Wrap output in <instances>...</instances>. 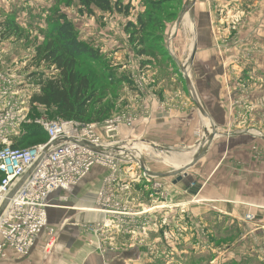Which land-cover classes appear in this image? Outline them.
Masks as SVG:
<instances>
[{
  "label": "rangeland",
  "instance_id": "rangeland-1",
  "mask_svg": "<svg viewBox=\"0 0 264 264\" xmlns=\"http://www.w3.org/2000/svg\"><path fill=\"white\" fill-rule=\"evenodd\" d=\"M123 1L125 5H131L128 16L95 10L94 16L87 17L79 14L78 3H70L68 0H0V73L16 79L18 84L23 83L24 91L19 92H27L29 104L26 100V105L30 106V119L36 116L49 121L62 120L57 107L32 104V98L41 94L37 79L32 78V74L45 73L49 76L54 72H48L45 65L38 67L30 61L35 56V46L44 40L38 29L47 28V11L55 7L62 10L71 20L79 32L80 39L89 47L100 50L103 56L101 67L94 66V70L98 72L105 71L106 80L96 82L98 97L102 102L96 101L91 105L88 117L101 115L109 107L108 114L101 122L123 114L136 116V113L139 116L138 124L133 127L121 126L118 136L110 139L108 143H125L122 147L128 146L127 153L134 159L141 155L142 162H139L143 164L142 155L145 149L139 151L136 145L144 147V144L132 143L126 138L146 126L149 122L146 120L150 117L152 120L155 112H166L168 105L178 103L181 106L184 101L198 102L196 91L200 98L206 93L203 84L207 76L202 73V65L215 60L222 78H213L208 84L214 86L218 83L224 87L227 91L225 99L231 100L237 106L239 116L243 113L240 123L230 122L226 131L219 132L217 129V136L227 139L239 131L252 136L255 142L261 140L263 145L259 151L263 150V154L259 152L257 156L264 163V0H196L194 7L185 11V17L175 36V25L182 16L183 9L193 0H169L157 11L141 0ZM10 14L15 15L21 25L25 34L23 39L5 38L1 35L2 24ZM138 14L145 15L146 20L150 15L158 18V26L151 25L149 28L150 32L152 31L151 36L161 39L160 42H154L158 57L153 59L152 64H147L151 61L149 56H139L138 49L129 42L126 28L130 23L137 22ZM199 36H206L211 40L210 43L212 42L206 53L199 50L202 49L197 43ZM119 51L122 54L115 57L113 54ZM256 56L258 58L255 62ZM237 59L239 64H234ZM233 66H237L235 71L231 69ZM81 71L91 73L89 69ZM116 79L122 82L114 84ZM202 119L206 125H199L196 137L202 134L203 128H211V122H208L211 120L205 116H202ZM101 122L94 121L91 124ZM27 126L32 124L22 125L25 133ZM25 133L21 134L20 139ZM211 133L209 139L199 143L196 157L192 156V160L198 157L197 163L211 148V143L216 138L210 139ZM125 140L126 142H123ZM34 143L35 141L31 140L28 145ZM192 144L195 142H186L188 147L183 148L177 144L179 149L165 153L166 155L162 153L164 150L157 151L161 157H153L151 165L147 163L148 160L145 162L148 171L155 169L151 177L153 179L144 177L145 174L137 166L135 172H132L137 181L132 180L131 187L127 190H118V195L107 197L110 198L111 204L115 202L114 197L123 204L122 213L137 216L132 217L136 219L134 226L126 223L124 228L106 227L105 223L109 222V217L101 214L100 204L104 198V178L108 176L109 171L96 166L81 183L69 189V196L68 192H59L50 200L47 210L48 227L39 237L34 250L25 257L11 254L10 258L0 259V264H89L90 257L80 260L75 247L70 245L77 241H83L86 254H98L100 264H116L123 260L119 258L120 255L129 251L135 253L126 261L127 264H134V261L138 264H264V228L260 229L261 225H264V197L261 196L264 184L249 186L248 192L259 197L260 202L255 203L259 204L258 206H252L253 213H246L241 222L234 221L229 229L223 224L225 217L213 215L212 209L208 208L204 211V228L201 224L192 225L190 222L193 218L190 208H195V204H187L191 207L179 205V193L175 192L173 184L169 182L171 178L158 176L176 172L178 169L165 160L175 154L191 153L193 150L189 147H192ZM135 149L138 152H134ZM149 185L152 186L153 192H150ZM192 185L186 195L191 200L194 199L192 203L206 197L204 192L208 190H202L200 196L198 184ZM220 190L226 192L225 189ZM74 194L79 198L74 199ZM53 214L58 216V221L54 223L51 220ZM88 214L94 217L91 216L88 221L85 219L82 223L77 222V217L87 218ZM248 214L253 215L252 220L246 219ZM210 226L219 227V232H213L212 229L208 231ZM165 234L170 236L168 240ZM186 247L189 249L183 254ZM203 256L208 258L207 262Z\"/></svg>",
  "mask_w": 264,
  "mask_h": 264
},
{
  "label": "built area",
  "instance_id": "built-area-1",
  "mask_svg": "<svg viewBox=\"0 0 264 264\" xmlns=\"http://www.w3.org/2000/svg\"><path fill=\"white\" fill-rule=\"evenodd\" d=\"M20 90L24 91L23 83L0 73V259L10 258L11 254L28 256L48 227L47 210L53 196L77 186L96 166L109 171L100 204L101 214L109 217L106 227L124 228L126 223L134 226L136 219L132 217L137 216L122 213L123 204L115 197L111 204L107 197L131 187V181H137L132 172L140 165L133 156L128 157L126 149H120L125 143L108 141L118 136L121 126L138 124L139 116L117 115L95 124L36 116L30 119L27 92L21 94ZM24 123L40 127L48 140L14 148L25 133ZM140 171L144 177H152L141 167ZM246 219L252 220L253 215L248 214Z\"/></svg>",
  "mask_w": 264,
  "mask_h": 264
},
{
  "label": "crops",
  "instance_id": "crops-1",
  "mask_svg": "<svg viewBox=\"0 0 264 264\" xmlns=\"http://www.w3.org/2000/svg\"><path fill=\"white\" fill-rule=\"evenodd\" d=\"M216 1L219 2V0ZM210 41L211 40H208L206 36H199L197 43L201 45L202 49L199 50H201L202 53L203 51L204 53L208 51V46L212 43H210ZM199 52L200 51H198V53ZM121 54L122 52L119 51L115 52L113 55L115 57H119ZM257 58L258 56L255 57V62L257 61ZM236 63L239 64L238 59L234 61V64ZM236 67L237 66H233L231 69L235 71ZM202 73L204 76H207L206 78L203 77V80L204 78L206 79L203 84V88L206 90V93L204 95H201L203 101L200 98L198 92L196 90L195 91L197 99L199 100L198 103L201 104L208 117H210L209 120L214 122L216 130L218 129L219 132H222L223 130L226 131V129H228L229 127L230 122L236 124L240 123V121H242L241 118L243 113L239 116V109L237 108V106H235V104L231 102V100L229 101L225 99L227 92L226 89L215 82L214 86L208 84V81H211L213 78V80H217L221 77L218 72V68L215 65V60H211V63H203ZM234 74L237 75L235 72ZM191 102L184 101L181 106L178 103L174 105H168V109L166 112H155L152 120L151 117L149 120H146V122L149 121L145 124L146 126H143L139 130V132L132 133L130 137L126 138L130 139L132 143L141 142L144 144L145 147H143V149L145 150H143L142 156L144 160L143 164L147 168V170L148 166L147 164H145L147 160V163L151 165L153 157H161V155L157 154V151L161 152L164 150L162 152L164 154L170 152L172 153L174 150L176 151L179 149V147H177V144L182 148L188 147L186 146V142L191 141L192 143L195 142V144H192V147L189 148H192L191 150H193L191 152L193 153L192 156H196L200 148L199 143H202L205 139H209V133L212 132L211 126L209 130L207 127L203 128V130L201 131L202 134L199 135V137H196V132H199V125H206V122H203V114L196 106L194 101ZM123 142H126V140ZM252 144H256L257 146L252 147ZM262 145L263 143L261 140L255 142L252 136L246 135L243 132L239 131L234 136L227 139L218 135L211 143V148L198 161L196 165H193V167L185 172V175H175L173 177H170L171 179L169 182L173 184L175 192L179 193V197L177 199L178 204H181L185 207L195 204L193 205L195 208L189 206L191 207L190 210L192 211L193 215V218H191L190 220L192 225L201 224L204 226V223L206 222L204 221V211L208 208L212 209L213 215H217L218 217H220V215H223L225 217L223 218V224L227 225L229 229L232 228L234 221L241 222V219L244 218L246 213H253L251 208L252 206L259 205L255 203H259L260 198L249 193L248 188L249 186L253 185L259 186L260 183L262 185L264 184V163L260 161V158H258L257 156L259 152L263 154V150L259 151V148H261ZM133 146L135 145L133 144ZM137 150L135 149L134 152H138ZM138 159L139 161H142L141 155L140 157L138 156ZM154 170L155 169L151 170L152 174H154ZM158 175H164V173ZM180 176L184 178L182 181H178ZM161 183L164 184L163 182ZM195 183L198 184L200 188V192L198 193V195L203 192L202 190L208 191L204 192V195H206V199L201 198L199 199V201L195 200V203H192V200L194 199L191 200L190 198L186 197V195L187 191H190V188H192V184ZM149 189L150 192H153L151 185H149ZM220 189H225L226 192H222ZM67 192L69 196L70 190H68ZM67 192H65V194ZM261 194V196L264 197V192H261ZM198 195H196V197ZM72 196L74 199L79 198V196H76L75 194ZM208 197H210V200H208ZM195 209L199 210V212ZM91 216L94 217L92 214H88L87 218L84 216H79L77 217V222L82 223L85 219H87L88 221V218ZM61 218L62 217H60L59 220H61ZM51 220L53 223L54 221H58V216L53 214ZM262 221H264V214L262 217ZM261 228H264L263 224L261 225L260 229ZM210 229H212L213 232H219L220 230L219 227L215 226H210L209 230H207L210 231ZM82 242L79 243V241H77V243H70L72 247H75V251L80 256L79 259L84 260V258L88 259L90 257V259H88L89 264H100L101 261L98 254H86V248L85 245L82 244ZM66 243L67 242H65V244ZM188 249L189 248L186 247L185 251H183L182 253H187L186 250ZM134 253V251L123 253L119 257L123 258V260L117 262L116 264H127L126 261H128V259H131L130 257H132ZM133 263L138 264V262L135 261Z\"/></svg>",
  "mask_w": 264,
  "mask_h": 264
},
{
  "label": "trees",
  "instance_id": "trees-1",
  "mask_svg": "<svg viewBox=\"0 0 264 264\" xmlns=\"http://www.w3.org/2000/svg\"><path fill=\"white\" fill-rule=\"evenodd\" d=\"M141 1L157 11L169 0ZM68 2L78 3L80 5L79 14L87 17L94 16L95 10L125 16H128L131 11V5H125L123 0H68ZM47 12L45 18L47 28L38 29L44 40L35 46L36 53L30 62L38 67L45 65L48 72L51 70L54 72L49 76L45 73L32 74V78L37 79L41 93L32 98V104L57 107L58 115L62 120L83 123L101 122L108 114L110 107L106 112L95 117H88V112L96 101L102 102V99L100 101L98 97L96 82L106 80L105 71L101 73L94 70V66H100L103 62L102 53L98 49L89 47L80 39L79 32L62 10L53 7ZM137 16V22L130 23L126 28L129 33V42L136 50L138 49L139 56H149L151 61L147 64H152L153 59L158 57L157 46L154 42H160L161 39L158 36H151L152 31L150 32L149 28L151 25L158 26V18L150 15L146 20L145 15L138 14ZM1 35L5 38L20 37L23 39L25 37L15 15L10 14L6 17L2 24ZM81 69H89L91 73H85ZM119 82L122 80L116 79L113 83ZM25 134L14 144V148H28L48 140L44 131L35 125L27 126ZM31 140L35 143L28 145ZM203 257L205 261L208 260L205 256Z\"/></svg>",
  "mask_w": 264,
  "mask_h": 264
},
{
  "label": "water",
  "instance_id": "water-1",
  "mask_svg": "<svg viewBox=\"0 0 264 264\" xmlns=\"http://www.w3.org/2000/svg\"><path fill=\"white\" fill-rule=\"evenodd\" d=\"M195 2L196 0H193L192 3L190 5H187L184 9H183V12H182V16H180V19L178 20V22L176 23L175 25V32H174V36L177 34L178 32V28L180 27V24L182 22V20L184 19L185 17V11H187V9H191L194 7L195 5ZM189 82V80H187ZM194 94V93H193ZM194 103L196 104V106L199 108V110L201 111V113L203 114V116L207 117L210 119V117H208V115L206 114V112L204 111L203 107L201 106L200 103H198L197 101H194ZM211 127H212V134L210 135V139H214V137L217 136V132H216V127H215V124L214 122L211 121ZM120 149H123L125 150V148H123L121 146ZM196 157V156H195ZM198 160V157L193 159L189 164H187L185 167L181 168L180 170L178 169L176 172H173V173H170V174H164V175H158V176H161V177H171V176H175V175H185V172L190 169L193 165H195ZM135 161L137 164L140 165L141 169H143L144 171H146L147 173L151 174V175H154L152 174L150 171H148L146 169V167L141 164V162H139V160L135 157ZM184 178L180 176V178L178 179V181H182Z\"/></svg>",
  "mask_w": 264,
  "mask_h": 264
},
{
  "label": "bare ground",
  "instance_id": "bare-ground-1",
  "mask_svg": "<svg viewBox=\"0 0 264 264\" xmlns=\"http://www.w3.org/2000/svg\"><path fill=\"white\" fill-rule=\"evenodd\" d=\"M186 20H187L188 26L190 27V21L188 19V16H187ZM208 122H210V121H208ZM136 148L139 149V151H141L143 149V146L141 147V145L140 146L136 145ZM127 150H129V149L127 148ZM192 155H193V153H185V154H181V155H174L173 157H171L169 159H166L165 162L168 163V164L171 163V164H173L175 166V168L180 169V168H183L186 164H188L192 160L191 159ZM128 157L130 159H133L131 154H128Z\"/></svg>",
  "mask_w": 264,
  "mask_h": 264
}]
</instances>
